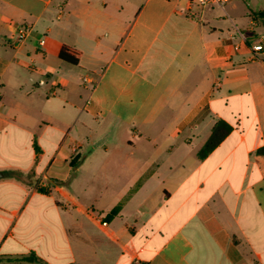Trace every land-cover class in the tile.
Instances as JSON below:
<instances>
[{
  "label": "crops",
  "instance_id": "1",
  "mask_svg": "<svg viewBox=\"0 0 264 264\" xmlns=\"http://www.w3.org/2000/svg\"><path fill=\"white\" fill-rule=\"evenodd\" d=\"M140 2L0 0V264H264V0Z\"/></svg>",
  "mask_w": 264,
  "mask_h": 264
},
{
  "label": "trees",
  "instance_id": "2",
  "mask_svg": "<svg viewBox=\"0 0 264 264\" xmlns=\"http://www.w3.org/2000/svg\"><path fill=\"white\" fill-rule=\"evenodd\" d=\"M60 58L71 64V65H77L81 58V52L68 47L64 46L59 54ZM230 132V127L225 122H218L213 129V132L206 142L205 146L200 150L199 156L201 158L208 155L223 139L224 137ZM257 153L261 156H264V147L260 148ZM80 163V158H74L71 161L72 166H77ZM118 211V208L112 211V213H116Z\"/></svg>",
  "mask_w": 264,
  "mask_h": 264
},
{
  "label": "built area",
  "instance_id": "3",
  "mask_svg": "<svg viewBox=\"0 0 264 264\" xmlns=\"http://www.w3.org/2000/svg\"><path fill=\"white\" fill-rule=\"evenodd\" d=\"M194 3H196L198 6H207L210 4H216L223 6L229 1L233 0H192ZM32 32V27L29 24H23L16 28L15 34H14V40L17 45L24 44L28 38L30 37ZM43 44V41L41 42ZM253 51L255 55L263 54L264 53V36L262 37L261 41L253 46ZM104 225H106L104 223Z\"/></svg>",
  "mask_w": 264,
  "mask_h": 264
},
{
  "label": "rangeland",
  "instance_id": "4",
  "mask_svg": "<svg viewBox=\"0 0 264 264\" xmlns=\"http://www.w3.org/2000/svg\"><path fill=\"white\" fill-rule=\"evenodd\" d=\"M141 0H139V2H140ZM141 3V2H140Z\"/></svg>",
  "mask_w": 264,
  "mask_h": 264
}]
</instances>
